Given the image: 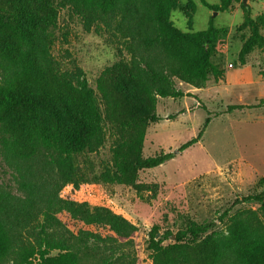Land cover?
<instances>
[{"label": "trees", "instance_id": "16d2710c", "mask_svg": "<svg viewBox=\"0 0 264 264\" xmlns=\"http://www.w3.org/2000/svg\"><path fill=\"white\" fill-rule=\"evenodd\" d=\"M200 1L220 12L239 0ZM179 5L178 0H0V156L17 173L23 193L0 185V264H82L94 249L110 252L106 264L117 263L115 253L137 226L108 208L62 198L60 191L69 184L79 187L76 158L97 150L108 130L117 140L112 166L99 180L139 192L157 186L141 182L140 172L176 155L164 150L144 155L149 128L163 119L158 98L191 96L176 80L202 89L211 76H225L213 61L219 46L214 18L207 29L192 31L196 3L189 0L185 32L170 20ZM241 5L244 20L237 30L249 31L239 52L245 65L255 50L264 56V12L255 16L250 4ZM65 8L87 31L121 34L131 54L105 67L95 88L82 68L64 71L53 55L50 29ZM259 108L264 98L229 105L227 112ZM211 120L209 112L198 135L178 152L199 143ZM236 206L234 214L229 208L218 219L227 218L225 232L215 229L216 220H188L174 238L154 226L148 245L153 264H264V177L254 192L236 198ZM64 212L87 228L72 231L59 216Z\"/></svg>", "mask_w": 264, "mask_h": 264}, {"label": "rangeland", "instance_id": "374dc122", "mask_svg": "<svg viewBox=\"0 0 264 264\" xmlns=\"http://www.w3.org/2000/svg\"><path fill=\"white\" fill-rule=\"evenodd\" d=\"M178 1L179 8L171 13L170 20L187 32L183 8L189 0ZM193 1L196 13L192 31L207 29L213 18L219 29L213 61L224 68L225 76L220 80L211 76L202 89L176 80L177 86L191 96L158 98L157 111L163 119L149 128L144 155L161 150L176 155L156 168L140 172L141 182L157 186L139 192L131 186L99 180L100 174L112 166V148L117 140L108 130L97 150L76 158L79 187L69 184L60 191L62 198L85 202L92 209L108 208L137 226L129 243L122 244L115 253L116 264H153L148 245L154 226L161 233L174 235L188 220H216L215 229L225 232L229 222L227 218L220 222V216L229 208L234 214L240 207L232 208L236 198L254 192L257 181L264 177V108L227 112L229 105L254 104L264 98L263 54L255 50L245 65L239 62L244 36L249 33L237 30L244 20L243 0L234 1L230 10L220 12L209 10L200 0ZM246 1L253 15L264 12V0ZM50 30L54 38L52 52L62 70L82 68L94 88L105 67L131 59L121 34L107 29L100 33L95 29L87 31L70 8L61 10L57 27ZM209 112L212 120L202 140L178 152L183 143L198 135ZM17 178L0 156V185L22 196ZM250 205L259 207L258 203ZM59 216L74 232L87 228L65 212ZM90 251L83 256L82 264H106L110 252Z\"/></svg>", "mask_w": 264, "mask_h": 264}, {"label": "water", "instance_id": "95a60500", "mask_svg": "<svg viewBox=\"0 0 264 264\" xmlns=\"http://www.w3.org/2000/svg\"><path fill=\"white\" fill-rule=\"evenodd\" d=\"M244 3H245V4H247V1H246V0H244ZM172 238H174V235H172Z\"/></svg>", "mask_w": 264, "mask_h": 264}]
</instances>
